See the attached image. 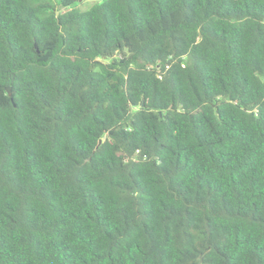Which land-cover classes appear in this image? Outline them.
<instances>
[{"label": "trees", "instance_id": "obj_1", "mask_svg": "<svg viewBox=\"0 0 264 264\" xmlns=\"http://www.w3.org/2000/svg\"><path fill=\"white\" fill-rule=\"evenodd\" d=\"M80 1L0 0V264H264V0Z\"/></svg>", "mask_w": 264, "mask_h": 264}, {"label": "rangeland", "instance_id": "obj_2", "mask_svg": "<svg viewBox=\"0 0 264 264\" xmlns=\"http://www.w3.org/2000/svg\"><path fill=\"white\" fill-rule=\"evenodd\" d=\"M101 0H81L78 4V7L81 9H87L90 8L92 5H94L97 2H100Z\"/></svg>", "mask_w": 264, "mask_h": 264}, {"label": "water", "instance_id": "obj_3", "mask_svg": "<svg viewBox=\"0 0 264 264\" xmlns=\"http://www.w3.org/2000/svg\"><path fill=\"white\" fill-rule=\"evenodd\" d=\"M8 91H9V94H10V95L13 94V93H12V89H11V87H8Z\"/></svg>", "mask_w": 264, "mask_h": 264}]
</instances>
